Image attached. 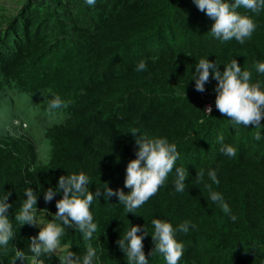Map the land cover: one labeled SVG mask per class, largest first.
Returning <instances> with one entry per match:
<instances>
[{"label":"trees","instance_id":"16d2710c","mask_svg":"<svg viewBox=\"0 0 264 264\" xmlns=\"http://www.w3.org/2000/svg\"><path fill=\"white\" fill-rule=\"evenodd\" d=\"M237 11L256 24L243 45L214 38V21L192 0H96L92 6L85 0H0V198L11 193L14 231V239L0 246V264H12L17 249L25 253L23 264H32L30 238L40 228L15 221L27 188L37 195L42 223L53 219L62 198L57 193L45 204L44 191L55 190L62 175L83 172L93 192L105 183L130 191L124 181L136 159L133 130L177 146L176 167L188 171L185 190L175 191L174 169L135 215L125 213L118 197L102 194L90 206L98 226L93 238L85 241L78 229L66 228L62 247L82 261L91 243L99 257L93 264H127L116 241L139 225L147 230L149 264H166L162 255H148L154 247L151 221L174 228L189 221L195 227L175 236L183 244L179 264H264V119L260 128L233 127L215 108L217 81L210 75L200 93L193 79L200 59L217 63L220 72L236 59L264 91V74L255 68L264 62V9ZM141 60L147 69L136 71ZM57 95L67 107L50 115L48 101ZM208 103L211 116L204 112ZM33 119L47 127L51 151L45 164L32 137ZM221 135L223 144L236 148L235 157L220 152ZM201 170L203 182L196 183ZM209 170L217 172L218 185ZM206 185L222 194L235 221L210 200ZM39 259L59 264L55 255Z\"/></svg>","mask_w":264,"mask_h":264},{"label":"clouds","instance_id":"9594fccd","mask_svg":"<svg viewBox=\"0 0 264 264\" xmlns=\"http://www.w3.org/2000/svg\"><path fill=\"white\" fill-rule=\"evenodd\" d=\"M92 6L96 0H85ZM200 12L214 23L210 34L220 40L227 42L235 39L243 45L246 39H250L256 29L253 19L247 15H242L240 8L248 10L254 14L264 9V0H192ZM194 75L195 90L205 92V84L209 82L210 75L217 81L214 89L215 108L220 114L227 117L233 127L243 125L248 128H260L261 120L264 119V91L261 90L259 83H251L252 73L243 70L236 59L225 65L224 71L220 72L219 65L212 63L208 59H200L195 66ZM256 70L264 74V62L255 65ZM146 62L141 60L135 66L136 71H145ZM212 70L210 73L209 70ZM211 104V103H208ZM67 107V102L60 96H55L48 101L47 112L54 115L58 109ZM204 112L211 116L212 106L209 105ZM19 125L20 121H14ZM27 128V124L23 125ZM137 130L132 131L135 138L137 150L136 159L130 161L126 167V177L124 187L130 189L125 194L122 189L113 190L107 186L102 191L96 189L95 192L89 190V177L83 172L80 174L62 175L58 179L57 187L48 188L44 191L43 199L45 204L50 203L57 193H62V198L56 201V213L53 219L47 223L37 220V195L32 188H27L24 192L26 199L23 201L19 211L15 214V221L23 226H39L37 236L30 238L29 251L33 254L32 264H44L39 257L48 255L51 258L57 256L59 264H93L94 259L99 260L96 249L87 244L86 254L82 257L77 256L73 251L67 250V246L61 245V238L65 235L66 228L78 229L85 241H90L93 234L97 231V224L93 222V214L90 211L94 199H98L102 194L107 200L109 197H118L119 203L124 205L125 213L135 215L138 208L144 205L151 197L157 194L160 187L164 184L169 173L175 169L176 179L174 181L175 191L182 193L185 190V180L188 171L183 167H176L179 152L175 144L169 143L164 138H149L139 134ZM33 136V135H32ZM254 139L259 141L261 133L256 132ZM222 144L220 152L229 157H235L236 148L231 145L223 144V136L218 137ZM37 144V142L35 141ZM50 152V151H49ZM204 172L197 173L196 183L203 182ZM209 179L214 184H219L217 172L209 170ZM209 189L210 200L217 204L225 214H231L229 205L224 201L222 194L212 191L211 185H206ZM11 193L0 198V246H7L14 239L12 222L8 216V210L12 205L8 203ZM48 212L47 209H43ZM230 219L235 221L237 217L230 215ZM154 232L151 235L154 247L148 253L149 256L160 254L166 264H179L183 256V244L175 238L177 232L187 234L191 225L189 221L174 228L169 222L153 219L151 221ZM143 233L138 235L137 233ZM148 236L145 226H131L123 238L116 241L120 250L127 258V264H149V260L144 252L143 240ZM17 260L23 264L25 253L17 249L12 264Z\"/></svg>","mask_w":264,"mask_h":264},{"label":"rangeland","instance_id":"374dc122","mask_svg":"<svg viewBox=\"0 0 264 264\" xmlns=\"http://www.w3.org/2000/svg\"><path fill=\"white\" fill-rule=\"evenodd\" d=\"M55 122H58V120H56ZM42 123H38V121H36L35 119H33V123H32V127H31V132L33 133V138L34 140L37 142V147H38V151L40 154V163L45 164L47 163L49 156H50V152L51 151V146L49 145V142L45 136V131H46V126H44ZM23 128L26 130L28 129L25 128L23 126ZM22 133H24L23 131H21Z\"/></svg>","mask_w":264,"mask_h":264},{"label":"built area","instance_id":"2783aa9c","mask_svg":"<svg viewBox=\"0 0 264 264\" xmlns=\"http://www.w3.org/2000/svg\"><path fill=\"white\" fill-rule=\"evenodd\" d=\"M209 105H211V106H212V110H213V105H212V104H208L207 106H209ZM207 106H206V107H207Z\"/></svg>","mask_w":264,"mask_h":264}]
</instances>
